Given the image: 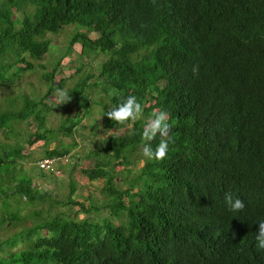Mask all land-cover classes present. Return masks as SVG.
Masks as SVG:
<instances>
[{
  "label": "trees",
  "instance_id": "16d2710c",
  "mask_svg": "<svg viewBox=\"0 0 264 264\" xmlns=\"http://www.w3.org/2000/svg\"><path fill=\"white\" fill-rule=\"evenodd\" d=\"M70 26L75 32L66 51L81 46L77 74L86 68L83 57L107 56L98 75L79 78L70 90L75 106L81 109L85 92L96 88L109 106L135 95L143 111L119 124L104 116L109 106L104 108L102 127L127 132L112 133L88 156L95 163L84 173L104 181L101 208L77 202L72 184L66 201L51 200L86 213L108 210L109 217H50L1 241L0 250L11 242L23 248L0 264H264L255 240L264 219V0H0V86H14L35 71L33 61L54 46L48 35ZM63 58L44 74L50 83L44 95L24 94L17 107L7 100L0 132L28 122L38 129L29 143L47 141L42 131L52 105L46 101L65 82L56 83ZM154 109L169 112L173 126L163 138H170L169 152L162 160L147 158L129 187L120 189L116 169L126 168L147 142L141 133ZM87 110L65 120L66 135ZM160 140L158 135L150 143ZM1 151L0 165L25 157L22 145ZM69 151L53 149L45 157ZM28 180H14L5 195L46 203L38 193L43 190ZM228 191L244 200L243 209L229 210ZM20 214L42 212L19 211L3 221L15 222Z\"/></svg>",
  "mask_w": 264,
  "mask_h": 264
},
{
  "label": "rangeland",
  "instance_id": "374dc122",
  "mask_svg": "<svg viewBox=\"0 0 264 264\" xmlns=\"http://www.w3.org/2000/svg\"><path fill=\"white\" fill-rule=\"evenodd\" d=\"M74 32L75 27L70 26L64 27L58 34H49L48 37L52 39L54 46L51 47L49 55H46L42 61H33L35 71L26 72L15 82L14 86H0V112L6 107L7 100L13 101L14 107H17V105L21 106L22 96L24 94L33 99L44 95L50 85L49 81L44 77V74L52 69L53 64L55 65L62 55H64V58L61 69L56 75V83L61 79H65V82L60 88H66L70 92L76 83L79 82V78H84L87 74H99L100 65L107 58L102 53H93L83 57L81 63H85L86 68L83 72L76 73L81 58V46L77 44L73 52L66 51ZM40 66L46 67V70ZM92 82H94V79ZM85 93L87 100L81 99V109L75 106V98L66 103H62L55 92L48 98L46 103L51 104L52 109L47 114L46 124L43 128L44 131H42L46 134L47 141L41 140L30 144L29 140L31 135H34L38 129L36 124H30L28 122L14 124L13 132H0V146H4V148L10 150V147L22 145V154L25 156L24 160H20L15 164L5 163L0 165V243L21 230L36 226L45 220H49L50 217L59 214L74 219L77 218L78 220L89 218L95 222L109 217L110 213L108 210L86 213L81 211L79 207L52 206L51 204V200L57 198L62 202L66 201L71 184L75 185L76 188L74 199L86 205L91 210L96 207L101 208L107 200V197L102 193L104 181H91L84 173V170L92 168L95 163V159L89 158L88 156L100 147L103 140L109 135L112 133L124 134L127 130L104 129L101 125V116L104 108L109 106L107 99L96 88H90ZM86 103L88 104L87 106ZM86 110L87 114L81 124L76 127L73 133L66 135L62 129V124L65 120L68 117H74L77 112L82 115ZM65 148L70 149L68 154L69 161L66 165L58 169L57 173L45 172L38 168L37 162L42 157H45L48 151ZM0 153L3 152L1 151ZM147 158L143 155L142 148H140L130 155L129 159L131 162L126 168L118 166L116 170L117 173L120 172L121 179L118 178L116 180L117 187L120 189L129 187V182L132 183V180L140 173ZM42 174H46L47 176H43ZM122 178L123 181H121ZM28 179H33V185L43 190L38 191V193H44L47 198L44 201L46 203L37 201L28 204L27 201L22 200L19 194L5 195L4 192L11 194L10 192L14 188V180L20 183L29 181ZM31 210L41 211L42 215L23 218L20 214V218H17L19 220L15 222L3 221L11 213H19V211H22L23 215L28 214ZM113 222L116 224L122 223L116 219ZM22 248L23 245L20 242L18 244H14L13 242L9 244L5 243L0 250V258L11 253V251L17 252L16 250H21Z\"/></svg>",
  "mask_w": 264,
  "mask_h": 264
},
{
  "label": "clouds",
  "instance_id": "9594fccd",
  "mask_svg": "<svg viewBox=\"0 0 264 264\" xmlns=\"http://www.w3.org/2000/svg\"><path fill=\"white\" fill-rule=\"evenodd\" d=\"M55 94L62 103H66L72 99V96L66 88L57 87L55 89ZM112 94H116V91L113 90ZM142 111V103L137 96L128 95L121 98L120 102L110 105L105 111L104 116L106 115L111 121L124 124L130 120L137 119L142 114ZM168 117L169 112L167 109H154L145 122L141 133L142 139L147 141L142 146V153L145 157L162 160L167 156L169 152L170 138H163L169 137L173 126ZM158 135L161 137V140L155 145V147H153L150 141H153ZM224 202L232 212H238L245 207L244 200L240 196L235 195L232 191H228L224 194ZM258 225L255 236L256 246L258 249H264V219H260Z\"/></svg>",
  "mask_w": 264,
  "mask_h": 264
},
{
  "label": "built area",
  "instance_id": "2783aa9c",
  "mask_svg": "<svg viewBox=\"0 0 264 264\" xmlns=\"http://www.w3.org/2000/svg\"><path fill=\"white\" fill-rule=\"evenodd\" d=\"M68 161L69 155L44 157L38 161L37 165L42 171L57 173L58 169L66 165Z\"/></svg>",
  "mask_w": 264,
  "mask_h": 264
}]
</instances>
